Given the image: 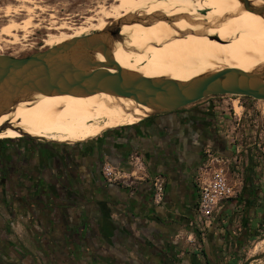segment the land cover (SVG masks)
Segmentation results:
<instances>
[{
    "label": "crops",
    "instance_id": "0c3cea01",
    "mask_svg": "<svg viewBox=\"0 0 264 264\" xmlns=\"http://www.w3.org/2000/svg\"><path fill=\"white\" fill-rule=\"evenodd\" d=\"M201 104L183 108L164 124L169 135L165 171L152 144L156 130L151 125L112 133L95 145L106 163L125 170L130 153L150 148L157 158L154 172L169 178L160 205L154 203L149 183L129 188L97 180L87 169L90 180L82 185L29 188L1 183L0 264H230L247 243L261 199L250 191L243 171L242 180L230 181L235 196L221 205L200 238L195 225L200 196L197 187L178 178H186L187 171L176 167V155H189L194 140L204 147V155L208 147L215 148L212 131L203 125L204 114L193 112ZM93 154L90 150L87 162ZM33 160L39 162L35 153ZM39 196L45 201L40 206ZM187 237L199 245L189 244Z\"/></svg>",
    "mask_w": 264,
    "mask_h": 264
},
{
    "label": "bare ground",
    "instance_id": "6f19581e",
    "mask_svg": "<svg viewBox=\"0 0 264 264\" xmlns=\"http://www.w3.org/2000/svg\"><path fill=\"white\" fill-rule=\"evenodd\" d=\"M114 2L110 8L105 4L97 7V17L87 19L86 25L91 30L101 32L111 24L106 18L114 20L113 23L124 21L121 30L123 40L112 41L111 50L117 63L127 70L138 72L147 78L166 77L182 82L223 69L257 74L264 72V15L249 11L241 0ZM249 2L252 8L264 7V0ZM14 8L16 9L9 7L6 15L18 14L20 10ZM93 21H97V24L94 25ZM53 26L58 31L69 30L73 33L51 35L45 47H55L89 35V29L84 27L74 29L67 23L60 27ZM32 27L30 20L24 25L10 21L1 30L0 42L5 45L22 43L28 36L24 35V39H21L17 32L28 34ZM3 36L12 38V41H6ZM210 37H219L224 43L211 40ZM4 51L5 49L1 52ZM96 59L106 62L102 55H98ZM111 72L116 73L113 69ZM153 115L151 109L133 100L107 94L87 98L39 95L21 102L12 115L3 116L0 128L11 119L16 128H21L34 138L53 140L58 134H62L63 141L79 143L95 139L96 130L103 123L114 127L101 131V134ZM21 137L22 133L12 129L0 134V140Z\"/></svg>",
    "mask_w": 264,
    "mask_h": 264
},
{
    "label": "water",
    "instance_id": "95a60500",
    "mask_svg": "<svg viewBox=\"0 0 264 264\" xmlns=\"http://www.w3.org/2000/svg\"><path fill=\"white\" fill-rule=\"evenodd\" d=\"M241 1L249 11L264 15V7L252 8L249 0ZM123 25L121 20L101 32L27 57L0 55V119L12 115L21 102L39 95L87 98L107 94L133 100L151 109L154 115L171 114L215 96L234 95L264 101V72L223 69L182 82L166 77L147 78L121 67L112 55L111 42L123 40ZM210 38L224 43L219 37ZM98 55L105 57L106 62L97 60ZM5 127L6 131L13 128L22 136L28 135L8 123L0 129Z\"/></svg>",
    "mask_w": 264,
    "mask_h": 264
},
{
    "label": "flooded vegetation",
    "instance_id": "af4514ba",
    "mask_svg": "<svg viewBox=\"0 0 264 264\" xmlns=\"http://www.w3.org/2000/svg\"><path fill=\"white\" fill-rule=\"evenodd\" d=\"M16 1L22 2V6H23L22 11H21V6L20 8L17 7V9L20 10L17 13L19 14L20 12H24L27 15V20L21 23H18L15 20H11V22L24 25L27 21L29 20L32 21L33 27L29 30L30 32H28V34L26 33L27 35L25 34V32L20 31L23 32L25 36H28L33 29L38 27L34 23L36 17L35 10L34 9L32 10V8H28L26 6V3L31 2L29 0L28 1L16 0ZM9 7L12 6H8L4 10L5 16H7L6 11ZM12 8L16 9L14 7ZM28 9L32 12H30ZM203 13L207 14V12H203ZM11 15L15 16L17 14L12 13ZM53 22H52V26L56 25L55 21ZM7 25L0 26V34L3 27ZM53 28L56 27L53 26ZM50 36L51 35H49L48 38ZM23 37L21 39H24ZM47 40H45L44 43H46ZM24 41H26V39ZM0 50L2 51L1 47ZM181 111L182 109L171 114L153 115L148 119H144L137 123L125 124L115 130L104 131L102 132L104 134L100 136L98 139L88 141L85 143L79 142L74 144L71 143L61 144V143L49 142L41 138H34L28 135L22 136L21 138L18 139L0 140V184L5 183L7 185L10 184L16 187L26 185L29 186V188H35V187L41 188L45 185H49V186L82 185V184H86L90 180L89 175L84 173V169L90 170V173L92 174L94 173L93 175L96 176L97 180H101L102 178H104L102 170L106 161L104 160L103 156L100 155L99 152L95 153L94 151L95 149L98 148L95 145H98L97 143L98 141H100L99 139H101L102 137L104 138L112 133H116L118 131L136 129L140 125L141 126L151 125L152 127H155L156 135L153 138L152 144L154 147H156L157 152L159 153L158 160L160 161V168L165 171L167 165L166 163H164L165 161L164 155H166V152L169 150V145H168L169 135L167 131L164 130V124H167L170 121L171 117H173L177 113H180ZM195 111L198 112L202 111V114H204L205 116L203 125H205L206 128L210 129L213 133L215 148L213 147H208V148H212L220 156H226L228 158L234 159V153H232L227 149L226 138L224 137V135L220 130L221 120L217 116V113L214 111V109L211 108V106H209L208 104V105L197 106L196 108L193 109V112ZM107 124L103 123L102 125L105 126ZM8 125L15 127L12 124L11 119H9ZM6 129L7 127H5L4 129H0V134L5 132ZM53 140L58 142H64L62 134H58ZM193 142L191 144L189 155L185 156L182 153L176 155L177 156L176 167H178L179 170L187 171L186 178L181 177L180 175H178V178L180 179L182 178V180L187 181L191 186L197 187L196 176L200 166L204 162L205 155H204V147L200 145V143L198 144V141L197 143L195 140ZM149 149L148 147H143L142 152L136 150L135 152L130 153L128 155V158L125 160L124 164L127 166V170H129L131 168L130 156L133 153L140 154L145 163L148 177L144 181L136 183L134 185L136 186L137 184H141V183H149L153 189L152 178L155 176H160L163 179L165 192H166V187L169 178L166 176L165 172H160V173L154 172L155 169L153 166H155L154 162L157 158L151 155L150 153L151 150ZM90 150L94 152L93 154L94 156H93V160L90 161L89 163V161L87 162L88 160L87 158ZM33 153L37 155L39 160L38 163L34 162ZM5 159L8 160L6 161ZM239 162L240 161L235 160V164ZM236 168L239 167L236 166ZM230 171L234 173L233 169L232 170L230 169ZM235 175L237 174L235 173ZM30 196L31 194L28 195V197ZM42 197L39 196L36 199L37 204H39L38 206L43 205V202H45ZM164 198H165V194H164Z\"/></svg>",
    "mask_w": 264,
    "mask_h": 264
},
{
    "label": "rangeland",
    "instance_id": "374dc122",
    "mask_svg": "<svg viewBox=\"0 0 264 264\" xmlns=\"http://www.w3.org/2000/svg\"><path fill=\"white\" fill-rule=\"evenodd\" d=\"M29 1L31 2L26 3V6L35 10L36 17L34 23L38 27L33 29L26 38V41H21L22 43L5 45L4 42H0L1 49H5L4 52L0 50V55L27 57L33 53L48 49L49 47H45L44 41L48 39L49 35H59L60 32L67 34L73 33V31L69 30H56V28L52 26L53 21H55L57 27L67 23L74 29L84 27L89 29L87 32L89 35L94 34L96 31L91 30L89 25H86V20L91 17L94 19L97 17V7L99 8V6L105 4L107 8H110L115 4L114 0ZM8 6L20 7L22 3L16 0H0V26L7 25L11 20H15L18 23L27 20V15L24 12H20L15 16H5L4 10ZM106 20L111 24L115 22L110 18H106ZM92 23L95 25L97 21H93ZM17 34L20 38L24 36L23 32H17ZM3 38L7 41H12V38L6 36H3ZM200 103H203L201 105L209 104L217 113V116L221 120L220 130L226 138L227 149L234 153V159L223 156L230 160L227 165L229 180L234 184L235 181L242 180L243 178L240 176L241 173L247 171V183L250 185L252 175L256 177L255 184L262 188L263 192H259L261 200L258 202V218L252 225V229L249 233L250 236L259 229L262 223H264V101L249 97L227 95L209 97L202 100ZM112 127L114 126L105 125L98 128L95 138L100 136L101 131ZM10 129L14 130L13 128ZM43 140L61 144L68 143L65 141ZM69 143L74 144L72 142ZM251 157L255 159V171L250 170ZM235 160L240 162L235 164ZM236 166L239 168H236ZM230 169H233L234 173L231 172ZM235 173L237 175H235ZM262 241H264V238L262 240L257 239L250 243H246V246L237 252V257L241 258L240 264H264V243H261ZM233 258L234 256L231 262Z\"/></svg>",
    "mask_w": 264,
    "mask_h": 264
},
{
    "label": "built area",
    "instance_id": "2783aa9c",
    "mask_svg": "<svg viewBox=\"0 0 264 264\" xmlns=\"http://www.w3.org/2000/svg\"><path fill=\"white\" fill-rule=\"evenodd\" d=\"M229 161L217 154L212 148H208L205 151L204 162L198 170L196 183L200 201L196 210L195 225L202 239L205 238L208 229L213 225L217 210L236 194L235 187L231 184L227 174ZM130 163L131 168L129 170L105 163L102 170L105 180L109 183H121L129 188L144 181L148 175L142 156L133 153L130 156ZM152 181L153 201L156 205H160L164 201V182L160 176L153 177ZM186 241L194 246L199 242L192 237H187Z\"/></svg>",
    "mask_w": 264,
    "mask_h": 264
},
{
    "label": "trees",
    "instance_id": "16d2710c",
    "mask_svg": "<svg viewBox=\"0 0 264 264\" xmlns=\"http://www.w3.org/2000/svg\"><path fill=\"white\" fill-rule=\"evenodd\" d=\"M254 162H255L254 157H251V167H250V170H252V171H255V168H256V165H255ZM250 180H251V182H250V185H251V187H250V191H251L255 196H256L259 192L262 193V192H263V191H262V188H261L260 186H257V185L255 184L256 177L251 175V179H250ZM257 200H259V197H256V198H255V202H256ZM255 202L252 201V205H254ZM263 238H264V223H262V224L260 225L259 229H258L254 234H251L250 236L247 235V243H250L251 241H253V240H257V239L262 240ZM240 246H241V247L239 248L238 252H239L240 250H242V249L246 246V244H245V245H244V244H241ZM240 261H241V258H239V257H237V255H235L234 258H233V260H232V262H231V264H240ZM242 264H248V263H242Z\"/></svg>",
    "mask_w": 264,
    "mask_h": 264
}]
</instances>
